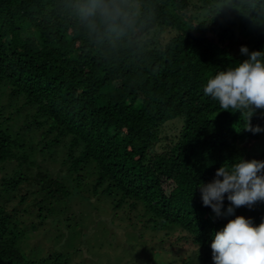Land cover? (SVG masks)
Returning a JSON list of instances; mask_svg holds the SVG:
<instances>
[{
	"label": "trees",
	"instance_id": "obj_1",
	"mask_svg": "<svg viewBox=\"0 0 264 264\" xmlns=\"http://www.w3.org/2000/svg\"><path fill=\"white\" fill-rule=\"evenodd\" d=\"M86 3L0 0V264H68L21 250L29 229L70 197L46 165L59 155L65 174L92 176L115 209L182 234L198 250L183 264H214L215 233L236 215L259 225L264 201L217 218L197 187L222 166L264 160V147L253 157L240 142L261 133L203 88L248 58L242 45L264 51V0H104L117 13L110 20L85 17ZM165 32L173 34L158 43ZM175 120L176 141L154 154ZM251 124L264 127V110Z\"/></svg>",
	"mask_w": 264,
	"mask_h": 264
},
{
	"label": "rangeland",
	"instance_id": "obj_2",
	"mask_svg": "<svg viewBox=\"0 0 264 264\" xmlns=\"http://www.w3.org/2000/svg\"><path fill=\"white\" fill-rule=\"evenodd\" d=\"M172 34L165 32L156 41L164 43ZM181 125L180 120H175L160 129L161 140L153 149L154 154L176 141ZM240 143L253 157L257 156L264 147V132L256 142ZM61 157L46 165L68 185L70 197L55 204L53 214L43 219L37 230L29 229L28 237L21 243V250L29 259L61 254L68 264H183L195 258L197 248L185 243L182 234L155 232L145 228L137 214L128 216L125 206L115 209L113 199L94 193L92 176L85 174L84 180L76 181L74 174H65ZM29 218L25 215L23 220L28 222ZM18 228L26 227L18 224ZM193 263L198 264L196 260Z\"/></svg>",
	"mask_w": 264,
	"mask_h": 264
},
{
	"label": "clouds",
	"instance_id": "obj_3",
	"mask_svg": "<svg viewBox=\"0 0 264 264\" xmlns=\"http://www.w3.org/2000/svg\"><path fill=\"white\" fill-rule=\"evenodd\" d=\"M82 12L85 17L99 12L104 20L117 14L104 0H87ZM240 53L248 58L209 78L203 92L224 111L240 112L245 130L258 134L264 127L253 126L251 118L264 110V51L250 52L242 45ZM197 188L203 206L210 207L217 218L234 216L240 207L252 209L264 201V160L240 159L231 169L222 166L210 182H201ZM225 199L229 202L226 209ZM211 249L214 264H264V220L255 225L252 218L236 215L215 233Z\"/></svg>",
	"mask_w": 264,
	"mask_h": 264
}]
</instances>
